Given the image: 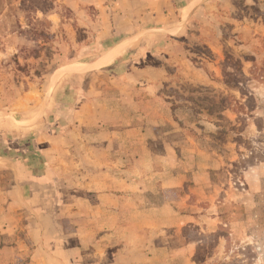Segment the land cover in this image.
I'll return each instance as SVG.
<instances>
[{"label":"rangeland","instance_id":"1","mask_svg":"<svg viewBox=\"0 0 264 264\" xmlns=\"http://www.w3.org/2000/svg\"><path fill=\"white\" fill-rule=\"evenodd\" d=\"M96 12L0 0V264H264V0Z\"/></svg>","mask_w":264,"mask_h":264},{"label":"crops","instance_id":"2","mask_svg":"<svg viewBox=\"0 0 264 264\" xmlns=\"http://www.w3.org/2000/svg\"><path fill=\"white\" fill-rule=\"evenodd\" d=\"M62 1L66 3L67 6L74 8L77 11L82 7H88V9L89 7H93L95 11L97 10V33H107L109 35H115L118 38L121 37L120 40L117 41L118 43L121 42L120 45L127 44V42H129L131 38H133L130 35L149 33L153 30H156L157 32L170 31L171 27H176L177 23L185 20L186 17H190V15L192 14L190 12L194 9V6L197 2V0ZM117 44L110 46V48H115ZM108 54L106 56H103L101 59L99 58V62L104 60L108 56ZM156 89L157 85L155 90ZM137 125H139V127L142 129V126H140V124H136V126ZM131 129L132 128H129V130ZM255 172V175H257L259 179L264 178V161L255 166ZM255 186H258L257 190L260 191L262 188V180H260L259 183H256ZM44 246L48 249V247H46V241L44 243Z\"/></svg>","mask_w":264,"mask_h":264},{"label":"bare ground","instance_id":"3","mask_svg":"<svg viewBox=\"0 0 264 264\" xmlns=\"http://www.w3.org/2000/svg\"><path fill=\"white\" fill-rule=\"evenodd\" d=\"M120 49H121L120 47L117 48L110 56H108L105 63L110 64L115 59V56L119 54Z\"/></svg>","mask_w":264,"mask_h":264}]
</instances>
